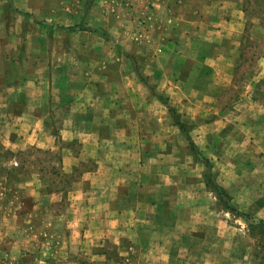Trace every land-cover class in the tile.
<instances>
[{"label": "crops", "instance_id": "1", "mask_svg": "<svg viewBox=\"0 0 264 264\" xmlns=\"http://www.w3.org/2000/svg\"><path fill=\"white\" fill-rule=\"evenodd\" d=\"M248 5L0 0L2 217L61 251L111 238L112 264H220L218 190L243 209L245 146L264 163V55L232 110L225 96L248 20L261 26Z\"/></svg>", "mask_w": 264, "mask_h": 264}, {"label": "rangeland", "instance_id": "2", "mask_svg": "<svg viewBox=\"0 0 264 264\" xmlns=\"http://www.w3.org/2000/svg\"><path fill=\"white\" fill-rule=\"evenodd\" d=\"M92 3L93 0H86V6H91ZM248 9L249 14L261 17V26L254 29L252 20H248L246 42L240 50L239 62L233 77L235 86L225 95L230 110L247 94L244 85L249 83V79L257 71L258 58L264 55L263 3L261 0H249ZM253 95L255 98L260 95L261 100L263 98L260 91H254ZM252 148L248 144L245 146L246 153L249 154L246 159L247 171H251L247 174L254 181H251V185H248L249 182L247 184L246 204L242 205L244 208L239 209L236 202V205L232 204L235 198L234 188L230 189L229 194L226 193L229 205L235 210L228 216L229 233L224 238L225 243L220 244L214 252L217 258L222 259L219 260L220 264H264V223L258 224L260 220L264 222V163L251 162L254 149ZM260 151L264 154V146H261ZM252 184H256V187ZM1 196V199L5 198L0 193ZM13 201V198L9 197L6 211L13 210L16 205ZM2 208L3 206H0V210ZM18 218L19 220H16L12 214L10 217L8 214L2 217L0 213V264H112L110 263L112 256L117 255L112 244L114 240L111 238H107L108 240L105 238L100 243L97 242L98 244L88 238L74 240L75 242L71 241V244L75 251L57 250L59 243H62L61 237L45 234L44 228L40 230L41 234L35 235L31 220H25L22 216ZM106 247L107 250L104 251Z\"/></svg>", "mask_w": 264, "mask_h": 264}, {"label": "trees", "instance_id": "3", "mask_svg": "<svg viewBox=\"0 0 264 264\" xmlns=\"http://www.w3.org/2000/svg\"><path fill=\"white\" fill-rule=\"evenodd\" d=\"M73 28L75 29V27H73ZM218 194L222 196L223 201H224V203H225L226 205H228L229 210H230V211H232V210L234 211V210H235V209H233L234 207H231V205H229L230 202L228 203V199H227L226 192H225L224 190H220V191L218 190ZM262 223H264L262 220H260V221L258 222L259 225H261Z\"/></svg>", "mask_w": 264, "mask_h": 264}]
</instances>
